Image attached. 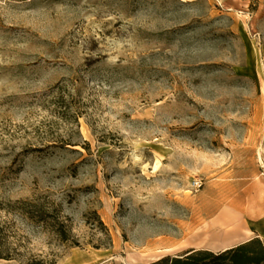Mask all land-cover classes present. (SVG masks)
I'll return each instance as SVG.
<instances>
[{"label": "rangeland", "instance_id": "obj_1", "mask_svg": "<svg viewBox=\"0 0 264 264\" xmlns=\"http://www.w3.org/2000/svg\"><path fill=\"white\" fill-rule=\"evenodd\" d=\"M237 222L264 228V0H0V264L217 253Z\"/></svg>", "mask_w": 264, "mask_h": 264}, {"label": "trees", "instance_id": "obj_2", "mask_svg": "<svg viewBox=\"0 0 264 264\" xmlns=\"http://www.w3.org/2000/svg\"><path fill=\"white\" fill-rule=\"evenodd\" d=\"M101 224L104 226L103 222ZM105 227V226H104ZM59 235L66 237V232L58 230ZM0 259H13L5 254L0 246ZM32 264H45L36 262ZM55 264V262L51 263ZM152 264H264V240L256 236L234 248L220 252L188 249L180 256H165Z\"/></svg>", "mask_w": 264, "mask_h": 264}, {"label": "crops", "instance_id": "obj_3", "mask_svg": "<svg viewBox=\"0 0 264 264\" xmlns=\"http://www.w3.org/2000/svg\"><path fill=\"white\" fill-rule=\"evenodd\" d=\"M212 227H221L225 224V216H219L211 221ZM259 236L264 239V228H251L247 223H236V230L230 234L222 235L219 240L218 248L215 251H223L226 249L234 248L253 237Z\"/></svg>", "mask_w": 264, "mask_h": 264}, {"label": "built area", "instance_id": "obj_4", "mask_svg": "<svg viewBox=\"0 0 264 264\" xmlns=\"http://www.w3.org/2000/svg\"><path fill=\"white\" fill-rule=\"evenodd\" d=\"M202 181L201 180H195L194 181V185H195V188H201L202 187Z\"/></svg>", "mask_w": 264, "mask_h": 264}]
</instances>
